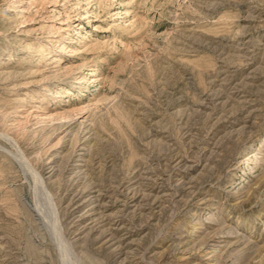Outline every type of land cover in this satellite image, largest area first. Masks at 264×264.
I'll return each instance as SVG.
<instances>
[{
    "label": "rangeland",
    "instance_id": "obj_1",
    "mask_svg": "<svg viewBox=\"0 0 264 264\" xmlns=\"http://www.w3.org/2000/svg\"><path fill=\"white\" fill-rule=\"evenodd\" d=\"M0 133V264H264V0H0Z\"/></svg>",
    "mask_w": 264,
    "mask_h": 264
},
{
    "label": "bare ground",
    "instance_id": "obj_2",
    "mask_svg": "<svg viewBox=\"0 0 264 264\" xmlns=\"http://www.w3.org/2000/svg\"><path fill=\"white\" fill-rule=\"evenodd\" d=\"M0 153L5 154L8 157H10L11 159H13L14 162L21 168V170H22V172L25 175L27 180H28V176L32 177L33 182H34L35 203H34V207L31 206L30 208H28V207L27 208L35 217V219H36L35 221L39 222V225H43L46 228L47 232H49V234L52 233L51 239L54 242H56L57 238H56V236H54V233H56V228H57V230L59 229L60 224H59V220H58V217L56 214L55 207H54L52 199H51V195H49L48 190L45 187L43 179L39 176V174L30 165V163L28 162L27 158L25 157L23 151L21 150L19 144L17 143V141L14 138L0 133ZM55 235H58V234H55ZM59 240H61V239L59 238ZM57 244H58L57 246L60 247L61 244L59 245V241ZM66 248H67V246H66ZM64 249H65V247H64ZM64 251H66V250H64ZM69 251H72V250H69ZM66 253H67V251H66ZM68 253L72 254L71 252H68ZM61 255H63V254H61ZM70 257H71V255H70ZM62 258L64 259L63 256H62ZM64 261H65V259H64ZM70 261H71V259H70Z\"/></svg>",
    "mask_w": 264,
    "mask_h": 264
}]
</instances>
